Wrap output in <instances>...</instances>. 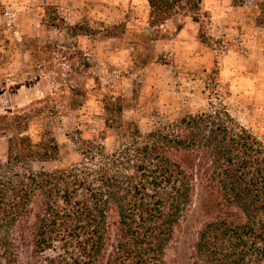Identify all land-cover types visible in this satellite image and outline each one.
Segmentation results:
<instances>
[{
    "label": "trees",
    "instance_id": "16d2710c",
    "mask_svg": "<svg viewBox=\"0 0 264 264\" xmlns=\"http://www.w3.org/2000/svg\"><path fill=\"white\" fill-rule=\"evenodd\" d=\"M146 1L162 26L197 23L204 0ZM44 112L0 115V264L23 247L39 264H169L189 217L190 264H264V141L224 106L143 133L104 98L103 129L68 135L67 163Z\"/></svg>",
    "mask_w": 264,
    "mask_h": 264
},
{
    "label": "rangeland",
    "instance_id": "374dc122",
    "mask_svg": "<svg viewBox=\"0 0 264 264\" xmlns=\"http://www.w3.org/2000/svg\"><path fill=\"white\" fill-rule=\"evenodd\" d=\"M263 3L204 0L197 23L158 26L146 0H0V115L44 108L64 163L68 135L103 129L104 98L143 133L222 105L264 141ZM196 231L182 223L169 264H190ZM21 259L39 264L29 248Z\"/></svg>",
    "mask_w": 264,
    "mask_h": 264
}]
</instances>
